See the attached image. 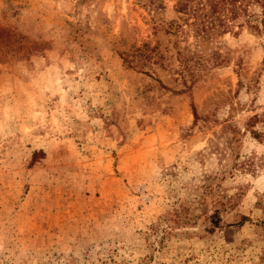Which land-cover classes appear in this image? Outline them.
<instances>
[{
    "label": "rangeland",
    "instance_id": "obj_1",
    "mask_svg": "<svg viewBox=\"0 0 264 264\" xmlns=\"http://www.w3.org/2000/svg\"><path fill=\"white\" fill-rule=\"evenodd\" d=\"M177 1L0 0V264H264V32Z\"/></svg>",
    "mask_w": 264,
    "mask_h": 264
},
{
    "label": "trees",
    "instance_id": "obj_2",
    "mask_svg": "<svg viewBox=\"0 0 264 264\" xmlns=\"http://www.w3.org/2000/svg\"><path fill=\"white\" fill-rule=\"evenodd\" d=\"M152 3H154L153 0ZM175 12L181 15H189L193 18V22L190 23V26L195 28V35L199 36L201 42L208 41L213 36L219 37L225 33H231L235 28L242 30L243 27H246L247 30L256 34L264 32V0H179L175 5ZM183 21L186 22V25L188 24L187 19L183 18ZM170 29H172L171 26ZM147 47L148 46L140 48L134 47L128 50V52L120 53L123 63H125L129 69L144 67L150 69L151 64L140 61L142 58H149V49ZM179 74L184 84H186L187 79L184 74ZM187 75L189 77H194L195 72L187 70ZM192 108L193 115L196 118L195 109L194 107ZM258 118L260 117L255 116V119ZM36 159L37 153L34 152L32 162H35ZM243 198V192H236L227 196L221 195L216 190L212 193L211 216L207 211L204 217L211 219L214 215L221 212L227 210L232 211L241 203ZM250 222V217L240 215L237 221L228 224L227 227L240 228L245 223ZM211 224H213V222ZM260 224L264 226V221H261ZM261 259L264 260V257H261Z\"/></svg>",
    "mask_w": 264,
    "mask_h": 264
}]
</instances>
